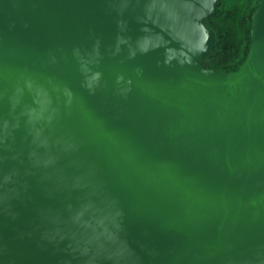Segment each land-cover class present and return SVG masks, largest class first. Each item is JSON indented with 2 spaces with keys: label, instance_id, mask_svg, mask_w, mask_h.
Here are the masks:
<instances>
[{
  "label": "water",
  "instance_id": "1",
  "mask_svg": "<svg viewBox=\"0 0 264 264\" xmlns=\"http://www.w3.org/2000/svg\"><path fill=\"white\" fill-rule=\"evenodd\" d=\"M216 0H0V264H264V0L233 73Z\"/></svg>",
  "mask_w": 264,
  "mask_h": 264
},
{
  "label": "trees",
  "instance_id": "2",
  "mask_svg": "<svg viewBox=\"0 0 264 264\" xmlns=\"http://www.w3.org/2000/svg\"><path fill=\"white\" fill-rule=\"evenodd\" d=\"M258 4L255 7L250 20L247 47L243 52V57L236 61L238 53H240L239 44L236 46L229 35L225 23H233L236 28V36H241L242 19L249 7V0H216L211 16L203 20L204 25L216 33V44L213 50L203 57V66L206 69L221 71L225 73H233L245 62L251 45V26L252 18L256 12ZM232 59L231 64L221 66L218 60Z\"/></svg>",
  "mask_w": 264,
  "mask_h": 264
},
{
  "label": "rangeland",
  "instance_id": "3",
  "mask_svg": "<svg viewBox=\"0 0 264 264\" xmlns=\"http://www.w3.org/2000/svg\"><path fill=\"white\" fill-rule=\"evenodd\" d=\"M258 4V0H249V7L247 9V12L244 15V18L242 19V30H241V36H236V28L233 23H225V27L227 28V31L229 35L231 36L233 43L240 48V53L237 55V60L243 57V52H245V47H247V37H248V31H249V25H250V20L252 17V13L255 9V7ZM232 59H223V60H218V64L221 66H227L231 64Z\"/></svg>",
  "mask_w": 264,
  "mask_h": 264
}]
</instances>
